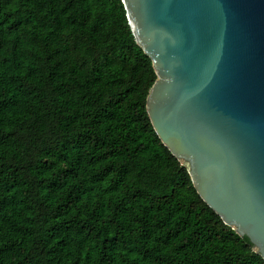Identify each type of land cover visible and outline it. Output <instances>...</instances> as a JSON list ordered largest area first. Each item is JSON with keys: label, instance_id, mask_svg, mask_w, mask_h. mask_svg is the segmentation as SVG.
<instances>
[{"label": "trees", "instance_id": "16d2710c", "mask_svg": "<svg viewBox=\"0 0 264 264\" xmlns=\"http://www.w3.org/2000/svg\"><path fill=\"white\" fill-rule=\"evenodd\" d=\"M122 0H0V264H264L147 112Z\"/></svg>", "mask_w": 264, "mask_h": 264}, {"label": "water", "instance_id": "95a60500", "mask_svg": "<svg viewBox=\"0 0 264 264\" xmlns=\"http://www.w3.org/2000/svg\"><path fill=\"white\" fill-rule=\"evenodd\" d=\"M147 112L206 204L264 259V0H122Z\"/></svg>", "mask_w": 264, "mask_h": 264}]
</instances>
